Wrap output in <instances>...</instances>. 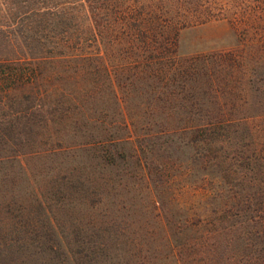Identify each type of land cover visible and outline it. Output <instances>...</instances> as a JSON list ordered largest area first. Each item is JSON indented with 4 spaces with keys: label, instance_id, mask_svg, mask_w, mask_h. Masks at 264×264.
I'll return each mask as SVG.
<instances>
[{
    "label": "rangeland",
    "instance_id": "obj_1",
    "mask_svg": "<svg viewBox=\"0 0 264 264\" xmlns=\"http://www.w3.org/2000/svg\"><path fill=\"white\" fill-rule=\"evenodd\" d=\"M256 23L258 35L223 18L180 28L178 61L232 52L241 65L175 98L101 87L68 117L48 114L68 103L1 101L0 264H195L194 244L176 261L164 233L227 183L252 194L237 202L244 226L226 264H264V16ZM216 121L233 125L201 142L195 127Z\"/></svg>",
    "mask_w": 264,
    "mask_h": 264
},
{
    "label": "trees",
    "instance_id": "obj_2",
    "mask_svg": "<svg viewBox=\"0 0 264 264\" xmlns=\"http://www.w3.org/2000/svg\"><path fill=\"white\" fill-rule=\"evenodd\" d=\"M261 16L264 0H0V102L23 99L35 107L68 103L58 115L48 113L68 117L70 105L80 109L88 99L100 98L101 87L110 89L112 99L116 87L125 98L136 88L175 98L178 91L214 82L212 71L241 65L232 52L178 61L180 28L223 18L242 25L243 33L258 35ZM258 42L264 48V39ZM231 125L206 122L195 131L207 143V137L222 136ZM103 153L111 157L105 149ZM245 158L246 165L254 159ZM249 187L211 185L212 195L199 201L182 224L178 221L177 232L164 233L176 261L188 259L184 254L190 252L189 242L195 247V264L232 259L226 254L232 234L244 226L237 202L250 198ZM176 235L184 241L175 243Z\"/></svg>",
    "mask_w": 264,
    "mask_h": 264
}]
</instances>
